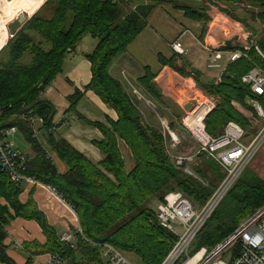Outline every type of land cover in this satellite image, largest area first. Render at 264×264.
I'll return each instance as SVG.
<instances>
[{"label":"trees","instance_id":"16d2710c","mask_svg":"<svg viewBox=\"0 0 264 264\" xmlns=\"http://www.w3.org/2000/svg\"><path fill=\"white\" fill-rule=\"evenodd\" d=\"M30 4L35 6L31 1ZM207 4L216 5L246 25L248 21L264 24V0H47L38 10L35 6V14L1 51L6 52V58L0 60V141L12 144L16 154L12 159L13 171L32 178L35 183L31 185L42 184L54 190L73 209L78 224L73 231H66L76 233L73 246L61 242L32 200L20 202L23 185L29 182L13 181L10 170L0 167V263L14 264L6 254L4 242L7 226L17 218L36 221L46 238L44 245H24L29 253L26 264H32V258L41 254L58 256L60 264H103L100 247L104 245L131 256L139 264L164 261L177 238L159 225L157 206L168 192L178 191L194 206L202 207L224 179V171L204 153L197 156V164H188L189 169L196 164L193 173L203 183L177 166L169 155L159 122L156 126L153 121L154 113L149 117L153 125L146 124L140 112L141 103L133 92L135 86L113 76L111 67L145 30L150 14L160 5L182 12L199 24L198 39L203 40L209 22ZM238 5L243 6L240 8L248 14L247 19L235 17L234 8ZM29 13V7L22 11L26 17ZM86 37L96 41L94 49L85 56L91 66L90 81L83 90H75L66 97L68 107L59 118L58 108L45 97L46 90L63 73L64 63ZM249 46L245 56L228 62L215 81H200L201 72L194 69L188 75L204 94L217 101L204 121L211 137L222 136L229 122L246 133L258 132L235 107L236 104L252 111L255 120L259 117L254 103L264 112V98L241 80L255 67L264 70V59L255 50L257 46L264 55V38ZM222 50L242 47L232 45ZM177 59L183 62L180 68L176 66ZM158 62L182 74L188 65L184 55L177 53L168 60L159 55ZM155 78L156 74L145 66L135 84L154 104L155 114L171 117L167 109L173 112V105L163 98ZM86 92L97 96L116 115L115 120L107 119L106 124H91L102 135V140L94 142L102 155L98 163L91 162L56 135L58 126H69L73 116L81 118L76 106ZM182 115L181 111L173 112L179 124L170 121L171 129L182 130ZM10 128H15V133L4 136ZM17 134L29 146L27 151L15 148L11 137ZM121 142L132 157L130 170L125 166ZM52 154L66 165L64 173L58 171ZM263 204L264 181L252 172L242 174L197 235V248L212 250L235 232L242 220L240 216L255 212ZM237 252L238 245L233 256Z\"/></svg>","mask_w":264,"mask_h":264},{"label":"crops","instance_id":"0c3cea01","mask_svg":"<svg viewBox=\"0 0 264 264\" xmlns=\"http://www.w3.org/2000/svg\"><path fill=\"white\" fill-rule=\"evenodd\" d=\"M16 1L17 0L13 1V6L9 4L11 2L5 3V15L8 13V15H10L14 12ZM30 1L37 6V2L34 0ZM42 1L45 0H41L40 2ZM197 26L199 25L187 19L182 12L175 11L169 6L160 5L154 8L147 20V27L145 30L112 65V75L115 77L120 76L121 79L127 82L130 81L128 78L130 77L132 81L136 82L142 74V68L145 66L150 67L153 73L156 74L154 81L163 95V98L168 101L169 104L173 105L171 110H173V112L181 111L183 114L185 111L184 108L190 106L191 99L196 95L195 93L201 92L199 87L200 90L197 91L190 89L193 85L198 86V83L192 76H188L191 75L189 74L191 70L194 69L201 72L199 80L202 81L203 79L202 82L204 83H208L211 80L215 81L220 76V73L215 75L214 72L210 70L212 73L211 80L205 78L207 77L205 72L208 71L205 67L208 62L206 56L203 52H201V56L198 52L199 50L191 48L192 46H190L188 42L190 36L185 32H190V30L196 31ZM205 35L206 42L207 39L210 43L213 42L211 35L209 36L207 31ZM176 41H179L187 52L185 58L188 65L186 64L187 66L184 68V74L174 70L171 66H162L158 62L159 55L167 60L174 55L175 52L172 50L171 44ZM95 45L96 41L84 55H77L66 60L63 73L46 90L47 94H45V97L49 98L55 107L58 108L59 118L62 116L61 112L68 107L66 97L75 90H83L90 81L91 66L85 56L94 49ZM182 63L181 59H177L176 66L180 68L182 67ZM192 82L193 85L191 86L190 83ZM133 92L136 99L141 103L139 106L140 112L141 115L144 116L146 124L153 125V121L149 118L151 113H154L155 118L153 119L156 120L157 123L162 116L169 123L170 121H174L179 124V120L173 116V112L167 109L171 117L159 113L155 114L154 104L147 100L140 90L138 92L135 87L133 88ZM235 107L240 108V106L236 104ZM76 111L81 118L78 119L73 116L69 126H58L56 135L64 139L88 160L93 163H98L102 160V155L94 145V142L102 140V135L99 129L91 124H106L107 119L115 120L116 115L113 110L103 104L97 96L91 92H86L83 95L81 100L77 103ZM59 118L57 117V119ZM172 130L177 133L180 143L182 139H186V136L181 135V129ZM119 147L125 161V166L127 170H130L133 166L132 157L124 143H119ZM178 147H175V151H177L176 148ZM172 156L175 157L174 155ZM188 156L189 155L184 157ZM52 158L58 171L64 173L67 170L66 165L59 162L54 154H52ZM19 200L23 204L28 200H32L37 209L44 215L48 225L55 230L59 237L66 231H73L78 224V219L73 209L65 203L54 190L45 185L37 184L34 186L30 183H25ZM6 234L7 236L4 242L7 249L6 254L14 264L27 263L29 253L24 249V245L33 242L44 245L46 242V238L39 224L33 220L22 218L15 219L7 226ZM48 258L49 254L37 255L32 258V264H44Z\"/></svg>","mask_w":264,"mask_h":264},{"label":"built area","instance_id":"2783aa9c","mask_svg":"<svg viewBox=\"0 0 264 264\" xmlns=\"http://www.w3.org/2000/svg\"><path fill=\"white\" fill-rule=\"evenodd\" d=\"M5 1L7 0H0V16ZM0 22H3L1 18ZM1 33L2 31L0 29V38ZM241 36L244 40H242L243 43L239 45L242 47V50H221L220 52H214L215 55L212 56L210 61L208 60V68L223 67L222 60H220L223 52H228L230 54V61H236L242 56H245V52L250 48L245 40L249 39L251 43H253V41L251 39L252 36H249L245 32H241ZM8 42L0 45V53ZM171 48L179 55L185 53L184 47L179 41L173 42ZM213 48L219 47L216 46ZM255 50L264 59V55L257 46ZM241 80L242 83L250 87L253 93L264 98V70L255 67L244 75ZM214 101L215 100L212 98L204 96L202 92L193 97L190 102V108L184 112L183 117L180 119V125L194 141L197 149L195 152L196 155L194 153L192 156L188 157L176 156L173 158L177 166L183 167L184 172L193 175L188 164L192 163L197 157V154L204 153L222 167L225 176L206 204L200 208L194 206L178 191L168 192L163 197L162 202L157 206V220L159 225L166 231L173 233L177 240L169 255L161 264H181V261H185V257L188 256L189 247L192 246L190 242L199 234L200 230L207 223L220 202L243 174L245 168L249 165L257 152L258 146L264 139V135L260 138L256 136L250 145L245 144L243 142L242 136H244V134L241 128L230 122L228 126H226L227 129L225 128L226 131H224L222 136L217 138L211 137L206 132L204 121L207 115L215 108ZM199 105L207 107L206 113L203 114L202 120L199 121L198 125H192L187 121V118L189 117L190 111ZM253 107L259 116L263 111L262 108L257 103H254ZM166 124V130L171 135L172 139L179 141L177 133L170 128L168 123ZM163 125L165 124L163 123ZM15 131V128H10L8 131L4 132V136H9L15 133ZM11 147V143L0 141V167L10 170L11 177L15 182H19L23 179L29 183H35L32 178H26L13 171L14 163L12 159L16 157V154ZM179 228L182 230L181 232L178 231ZM78 231L80 232V229L77 228V232ZM75 237L76 233L65 232L60 236V241L73 246ZM234 244L238 245V252L236 255L230 257L228 261L215 260L223 256ZM100 248L103 264H134L128 260L124 254H121L109 245H104ZM225 248L226 250L220 256L219 252L223 251ZM197 254H200V260L197 262L199 264H264V204L225 241L218 244L210 251L206 248H201L200 252ZM44 264H60V259L58 256L52 255Z\"/></svg>","mask_w":264,"mask_h":264},{"label":"rangeland","instance_id":"374dc122","mask_svg":"<svg viewBox=\"0 0 264 264\" xmlns=\"http://www.w3.org/2000/svg\"><path fill=\"white\" fill-rule=\"evenodd\" d=\"M10 1V0H9ZM35 2H37V3H39V6H38V4H37V6H38V9L47 1V0H45V1H42V2H38L37 0H34ZM29 3H30V0H17L16 1V3H15V5H16V9L14 8V12L12 13V14H10V15H8V21H7V24H8V27H9V24L16 18V17H18L19 15H23V16H25L26 17V15H24V14H22V11H23V9H25L26 7H29L30 8V13L27 15V17L26 18H30L31 17V15L35 12V11H37L36 10V8H35V6L33 7L31 4L29 5ZM12 5H14V2L12 3ZM207 6H208V9L207 10H205V12L207 13V17H208V19H209V22H208V24H207V32L208 33H210L209 34V36L210 35H212L211 33H212V29H213V27H214V25H215V22H217V21H221V19L222 20H225V21H227L228 22V24H230L231 25V28L232 29H234V27L233 26H237L238 28H239V31H240V33L241 32H245V33H247L249 36H253L251 39H252V41H257V40H259V39H261V38H264V24H263V22H259V21H254V22H252V21H248V24L246 25V24H244V23H241L240 21H238V20H236L235 18H233V17H231V16H228L227 14H225V13H223L221 10H219V8L216 6V5H210V4H207ZM240 7H243L242 5L240 6V5H238V8H234L235 9V17H237V18H243V19H247L248 18V14H244V10L242 11V9L240 8ZM27 13H28V10H27ZM34 15V14H33ZM192 21V20H191ZM199 25V24H198ZM224 28H227V27H224ZM200 29H201V26L199 25V26H197V30L196 31H192V30H190V32L189 31H186L185 33L186 34H189V36H190V38L188 39L189 41V43H190V46H192L191 48H196V49H198L199 51V53L201 54V56H202V53L201 52H203V54H205V56H206V59H207V61L209 60H211L212 59V56H214L215 55V53L216 52H220L222 49H224V47H226L225 45H224V42L222 43V41H224V40H230L232 37H234V36H231V37H228V38H226V39H222V40H220V39H215V41H214V44L212 45L209 41H208V39H207V42H206V35L204 36V38H203V40H199L198 39V36L200 35ZM230 29V28H229ZM231 30V29H230ZM253 34V35H252ZM13 38V37H12ZM11 39V38H10ZM220 40V41H219ZM242 40H243V38H242ZM242 40H239V42L238 43H235V44H233V45H241L242 43H243V41ZM246 42H248V41H250L249 39H246L245 40ZM93 43H95V41H93V39H91L90 37H86V38H84V40H82V42H80V44H79V46L77 47V49H76V51H75V53L72 55V57H74V56H82V55H84L85 53H87L89 50H90V46L93 44ZM208 44V45H207ZM252 43L250 42V44L249 45H251ZM210 45V46H209ZM224 45V46H223ZM183 46V45H182ZM216 46H218L219 48H213V47H216ZM185 50V49H184ZM227 51V50H226ZM249 51V50H248ZM191 52V51H190ZM215 52V53H214ZM186 54H187V52H186V50H185V53L183 54L184 55V57L186 56ZM6 58V52L5 51H3L2 53H0V60L2 59H5ZM186 59V58H185ZM220 60H222V65H223V67H220V68H213V69H210V68H208V66H206L205 65V67L208 69V71L207 72H205V74L207 75V77H205V78H207V80H211V78H212V73H211V71H213L214 72V74L215 75H217V74H219V73H222L223 71H224V67L226 66V64L228 63V62H230V54L228 53V52H223V54H222V58L220 59ZM208 63V62H207ZM211 70V71H210ZM193 71V70H192ZM112 74V73H111ZM191 75L193 74V72H191L190 73ZM129 79H130V83L131 84H133L134 86H135V89L136 90H138V92H139V89H138V86H136V84H135V82L134 81H132V79L130 78V77H128ZM193 78V77H192ZM194 79V78H193ZM203 80V79H202ZM129 82H127L126 81V83H129ZM129 83V84H130ZM130 84V85H131ZM191 84V86L193 85V82L192 83H190ZM190 89H193V90H195V91H197V90H200L199 88H198V86L197 85H193L192 86V88H190ZM201 92H202V94L204 95V96H206L207 98H210L209 96H207L206 94H204L203 93V91L202 90H200ZM195 97V96H194ZM193 99V98H192ZM192 99H191V101H192ZM216 106V105H215ZM238 109V111L240 112V114L246 119V121L250 124V126L251 125H254V127H252V128H257L258 129V132H257V134H253V131H251V134H249L250 132H248V133H246L239 125V127L241 128V130L243 131V134H244V136H242V138H243V142L245 143V144H249L250 145V143L254 140V138L257 136V137H262L263 135H264V112L262 111V113H260V115L258 116L259 117V120H255V117H254V114H253V112L252 111H246V109H243V108H237ZM148 111V110H147ZM185 112V111H184ZM184 114V113H183ZM160 117V116H159ZM182 117H183V115H182ZM142 118H143V120L145 119L144 118V116H142ZM150 118H152V117H150ZM160 119H163V120H158V122H159V127H160V130L162 131V133L166 136V146H167V150H168V152H169V155H174L175 157L176 156H179L180 155V157H184V156H187V155H189V156H192V154H194L195 152H196V145H195V143H194V141L189 137V135H188V133L186 132V131H184L183 129H182V131H181V135H184V136H186V139L185 140H183L182 139V142L180 143V141H178V140H173L172 139V137H171V135L167 132V130H166V123H168L169 124V122L167 121V120H165L162 116L160 117ZM153 121H154V123H155V125L157 126V122L153 119ZM163 123L165 124V125H163ZM230 123H234V122H230ZM205 124V123H204ZM235 124V123H234ZM237 125V124H236ZM227 126H228V124H227ZM226 128V127H225ZM227 129V128H226ZM226 129H225V131H226ZM246 133V134H245ZM188 137V138H187ZM185 138V137H184ZM11 141L14 143V146H15V148H18L19 150H21V151H27L28 149H29V146L25 143V141L22 139V137H21V135H19V134H17V135H14V136H12L11 137ZM179 146V147H178ZM175 147H178V148H176V150L177 151H175ZM257 152L255 153V155L253 156V158H252V160H251V162L249 163V165H247V167L245 168V170H244V172H243V175H244V173H246V172H252V173H254L258 178H260L261 180H263L264 181V139L262 140V142H261V144L258 146V148H257V150H256ZM195 155H196V153H195ZM199 154H197V156H198ZM193 161H196V164L199 162V160H197V158H195ZM192 161V162H193ZM196 164H194V165H191L190 166V171L192 172V174L193 175H191V176H193V177H195V178H197V176H195L194 175V173H193V167L196 165ZM197 179H199V178H197ZM200 180V179H199ZM200 182L201 183H203V181H201L200 180ZM206 185V184H205ZM211 197V196H210ZM209 200V199H208ZM207 200V201H208ZM221 203V202H220ZM156 204V203H155ZM206 204V203H205ZM204 204V205H205ZM203 205V206H204ZM220 205V204H219ZM219 205H218V207H219ZM217 207V208H218ZM217 208L215 209V211L217 210ZM153 209H156V207L155 208H153ZM214 211V212H215ZM214 212H213V214H214ZM212 214V215H213ZM254 214V212L253 213H250V214H248V215H246L245 217H239V218H241L242 220L240 221V223H239V226L241 225V224H243L245 221H247L252 215ZM211 215V216H212ZM211 216H210V218H211ZM210 218L208 219V221H207V223L209 222V220H210ZM206 223V224H207ZM205 226V225H204ZM204 226L202 227V229L204 228ZM238 226V227H239ZM237 227V228H238ZM176 228H178V227H176ZM201 229V230H202ZM200 230V231H201ZM237 230V229H236ZM235 230V231H236ZM178 231L179 232H181L182 230L179 228L178 229ZM233 234V233H232ZM231 236V235H230ZM197 237V236H196ZM196 237H195V239L194 240H192L191 242H190V244L192 243V246L191 247H189V250H188V256L187 257H185V261H181V264H199V263H197V262H199V258H200V254H197L198 252H200V250H201V248L199 249H197V241H196V243H194L195 242V240H196ZM226 240V239H225ZM224 240V241H225ZM223 241H221L220 243H222ZM195 245H194V244ZM219 243V244H220ZM217 246V245H216ZM215 246V247H216ZM214 247V248H215ZM237 247V245L236 244H234V245H232L227 251H226V253L223 255V256H221L222 254H223V252L226 250V248L223 250V251H220L219 252V254H220V256L221 257H218V259L216 258L215 260H225V261H228L229 259H230V257H232L233 256V252H234V250H235V248ZM213 248V249H214ZM120 252V251H119ZM121 253V252H120ZM121 254H123V253H121ZM169 254H167V256H168ZM125 256V255H124ZM128 260H130L132 263H134V264H139V263H137V262H135L134 261V259L131 257V256H129V255H127V256H125ZM192 262V263H191Z\"/></svg>","mask_w":264,"mask_h":264},{"label":"bare ground","instance_id":"6f19581e","mask_svg":"<svg viewBox=\"0 0 264 264\" xmlns=\"http://www.w3.org/2000/svg\"><path fill=\"white\" fill-rule=\"evenodd\" d=\"M14 0H10V1H5L4 4H3V8H2V14L0 16V18L3 20V22H0V29L2 31L1 33V38H0V45H3L5 44L6 42H8L10 40V38L13 36V33H11L9 27L10 25L17 19H19L21 16L23 15H19L18 17H16L10 24H9V27H8V24H7V21H8V15H5V3H8V2H11L9 4L12 5ZM13 6V5H12ZM13 12V11H12ZM11 12V13H12ZM35 13V12H34ZM32 16V15H31ZM25 17V16H24ZM25 19H29V18H26ZM224 27H227V28H224ZM234 29L231 28V25L228 24L227 21L225 20H222L221 21H217L215 22V25L212 29V40L215 41V39H218V38H221V39H226L228 37H231V36H237L239 38V40H242L241 38H243L241 36V33L239 31V28L237 26H233ZM231 30H230V29ZM210 34V33H209ZM215 38V39H214ZM214 41L211 43L212 45L214 44ZM195 94H200V92H196ZM190 108V106H189ZM206 110H207V107L204 106V105H199V106H196L195 108H193L190 113H189V117L187 118V121L192 124V125H198L199 124V121L202 120V116L203 114L206 113ZM196 117V118H195ZM197 158V157H196ZM198 249V248H197Z\"/></svg>","mask_w":264,"mask_h":264},{"label":"water","instance_id":"95a60500","mask_svg":"<svg viewBox=\"0 0 264 264\" xmlns=\"http://www.w3.org/2000/svg\"><path fill=\"white\" fill-rule=\"evenodd\" d=\"M33 14H35V13H33ZM33 14H32V16H33ZM31 16V17H32ZM30 17V18H31ZM30 18L29 19H25V17L24 16H21L19 19H17V20H15L11 25H10V27H9V29H10V31H11V33H13V37L15 36V34L27 23V21L28 20H30ZM218 39H220V40H222L221 38H218ZM219 40V41H220ZM224 42V45L226 46V47H231L233 44H235V43H238L239 42V38L237 37V36H234V37H232L230 40H224V41H222V43ZM214 103H215V105L217 104V101H214ZM189 109V106L188 107H185L184 108V110L185 111H187Z\"/></svg>","mask_w":264,"mask_h":264}]
</instances>
